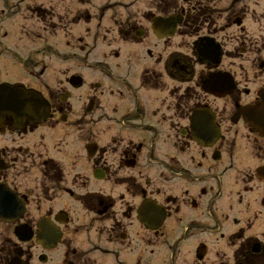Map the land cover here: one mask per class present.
I'll list each match as a JSON object with an SVG mask.
<instances>
[{"label": "flooded vegetation", "instance_id": "af4514ba", "mask_svg": "<svg viewBox=\"0 0 264 264\" xmlns=\"http://www.w3.org/2000/svg\"><path fill=\"white\" fill-rule=\"evenodd\" d=\"M18 89L0 264H264V0H0Z\"/></svg>", "mask_w": 264, "mask_h": 264}, {"label": "water", "instance_id": "95a60500", "mask_svg": "<svg viewBox=\"0 0 264 264\" xmlns=\"http://www.w3.org/2000/svg\"><path fill=\"white\" fill-rule=\"evenodd\" d=\"M1 91V90H0ZM5 93L0 92V106L9 107L10 111L16 115L18 118H29L31 119V112L39 108L40 103L36 98H34L33 103L29 97L31 94H24L20 89L16 90L14 97L5 98ZM35 116V121L36 115ZM243 119L248 123V125L254 130L259 136H264V95L261 97V102L254 105L253 107H248L242 113Z\"/></svg>", "mask_w": 264, "mask_h": 264}, {"label": "rangeland", "instance_id": "374dc122", "mask_svg": "<svg viewBox=\"0 0 264 264\" xmlns=\"http://www.w3.org/2000/svg\"><path fill=\"white\" fill-rule=\"evenodd\" d=\"M226 182L228 183L227 184L228 186L232 185V182H228V181H226ZM226 189L228 190L229 187L226 188ZM228 203H229V201L227 199H224L222 205L224 206V205H226ZM210 244H211L213 252L216 251V253H219V254H224V253L228 254L229 251H230V247H228V245H224V242H222V241H218V242H212L211 241ZM211 261H212V256H210L209 259L207 258V260H206V262H204V264L211 263Z\"/></svg>", "mask_w": 264, "mask_h": 264}]
</instances>
